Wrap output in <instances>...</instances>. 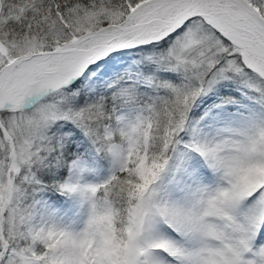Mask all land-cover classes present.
Masks as SVG:
<instances>
[{
    "label": "snow or ice",
    "instance_id": "1",
    "mask_svg": "<svg viewBox=\"0 0 264 264\" xmlns=\"http://www.w3.org/2000/svg\"><path fill=\"white\" fill-rule=\"evenodd\" d=\"M0 264H264V0H0Z\"/></svg>",
    "mask_w": 264,
    "mask_h": 264
}]
</instances>
